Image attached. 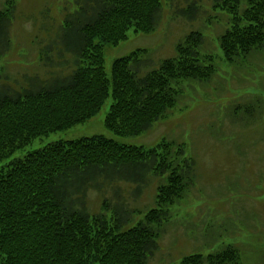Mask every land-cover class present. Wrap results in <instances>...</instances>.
I'll list each match as a JSON object with an SVG mask.
<instances>
[{
  "label": "trees",
  "instance_id": "obj_1",
  "mask_svg": "<svg viewBox=\"0 0 264 264\" xmlns=\"http://www.w3.org/2000/svg\"><path fill=\"white\" fill-rule=\"evenodd\" d=\"M164 1L172 6L174 0ZM184 1L183 16L192 21L202 8ZM74 2L85 17L77 23L65 19L67 27L76 28L74 47L65 50L76 60L71 74L41 83L30 77L26 87H0V264H150L166 227L173 224H168L171 209L197 181L196 163L187 157L185 144L164 139L146 149L100 135L51 143L10 159L38 138L90 121L109 100L105 126L110 132L134 138L150 131L180 105L193 82L211 85L218 73L215 56L205 48V30H193L157 69L143 73L149 50L140 48L115 59L109 75L106 47L120 45L130 31L154 33L163 0ZM212 2L215 16L208 26L222 27L217 40L225 61L235 69L247 61L262 64L264 0ZM10 19L0 11V56L11 46ZM252 97L234 106L235 117L242 114L246 125L258 122L256 113L260 119L264 115L262 98ZM148 163L146 176L142 167ZM159 175L165 182L158 187L155 207L137 223L131 224L133 215L143 212L131 211L120 190L113 205L109 200L103 204L102 211H113L112 222L101 213L91 215L86 206L89 190L102 192L104 184L127 182L141 197ZM175 264L243 263L240 251L229 245L207 256L186 255Z\"/></svg>",
  "mask_w": 264,
  "mask_h": 264
},
{
  "label": "rangeland",
  "instance_id": "obj_2",
  "mask_svg": "<svg viewBox=\"0 0 264 264\" xmlns=\"http://www.w3.org/2000/svg\"><path fill=\"white\" fill-rule=\"evenodd\" d=\"M192 1L203 10L191 21L183 16L187 1L174 0L171 6L163 0L158 29L152 34L130 31L120 45L107 46L105 69L110 75L115 59L140 48L149 50L143 73L157 69L162 60L176 55L175 46L186 34L205 30V48L214 54L218 70L211 85L193 82L194 89L170 116L140 136L120 138L106 128L109 100L90 121L38 138L10 160L23 158L51 143L100 135L146 149L164 139L185 144L187 157L196 163L197 181L187 198L171 209L168 224H173L166 227L150 264H175L186 255L207 256L229 245L240 251L243 264H264V115L260 119L256 113L258 122L246 125L242 114L235 117L234 111V106L248 102L252 96L261 97L264 103V56L262 64L247 61L243 69L233 68L218 44L222 27L217 23L208 26L214 13L212 0ZM0 11L11 18V46L0 56L1 88L5 83L13 89L26 87L29 83L25 81L30 77L41 83L71 74L76 60L65 50L74 47L76 28L67 27L65 19L70 16L77 23L85 17L74 0H5L0 1ZM252 125L255 126L240 131L241 127ZM142 168L147 170L143 172L147 176L151 165ZM163 182L161 175L152 177L141 197L133 195L131 183L104 184L102 192H87L86 206L91 215L101 213L112 222L113 211H102L103 204L109 200L113 205L115 193L120 190L121 200H126L131 211L143 212L133 215L131 224L137 223L149 208L155 207V196Z\"/></svg>",
  "mask_w": 264,
  "mask_h": 264
}]
</instances>
